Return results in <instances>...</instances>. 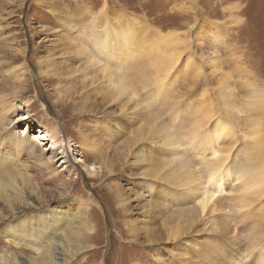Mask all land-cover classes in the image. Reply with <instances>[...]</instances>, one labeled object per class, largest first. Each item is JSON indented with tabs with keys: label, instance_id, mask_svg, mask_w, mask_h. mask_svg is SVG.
Wrapping results in <instances>:
<instances>
[{
	"label": "rangeland",
	"instance_id": "rangeland-1",
	"mask_svg": "<svg viewBox=\"0 0 264 264\" xmlns=\"http://www.w3.org/2000/svg\"><path fill=\"white\" fill-rule=\"evenodd\" d=\"M93 15L97 31L131 22L145 36L143 43L135 31L136 58L124 69L91 44ZM168 32L188 43L180 51L165 45L157 67L153 52ZM208 34L223 42L212 43ZM186 59L203 68L204 78L190 79ZM237 67L244 69L242 79ZM114 73L125 78L126 93L108 83ZM243 81L264 88V0H0V137L13 133L35 153L5 165L14 171L21 163L16 172L26 182L17 185L22 198L11 205L14 211L0 206V263L12 256L18 264L40 256L58 262L53 251L8 248L2 233L11 220L70 210L81 212L77 223L86 221L90 231L82 229L79 241L66 232L83 245L67 264H263L264 195L245 191L241 180L249 185L256 176L225 179L211 211L199 214L196 205L213 165L211 148L226 165L250 170L251 143L258 140L252 128L261 112L253 161L258 170L264 164V107L257 108ZM222 85L231 94L225 106L216 92ZM178 105L188 114L204 107L209 115L197 132L204 140H196L198 149L190 147L191 116L180 123ZM223 121L231 132L216 138ZM39 156L50 162L47 170ZM57 240L67 245L62 236Z\"/></svg>",
	"mask_w": 264,
	"mask_h": 264
},
{
	"label": "bare ground",
	"instance_id": "bare-ground-1",
	"mask_svg": "<svg viewBox=\"0 0 264 264\" xmlns=\"http://www.w3.org/2000/svg\"><path fill=\"white\" fill-rule=\"evenodd\" d=\"M101 15H100V17H102ZM91 19H92V23H93L96 20H98V16L93 15L91 17ZM235 20H236V18H235ZM95 24H97V23H95ZM91 25H92L91 26L92 28H89V29H94L95 32H90L91 34L89 35L90 36L89 38H91V44L95 47L97 53H99V55L101 54L104 57V59L109 60L110 62L111 61H114V62L117 61L120 64L119 68H121V69H124L123 68L125 66L124 64L128 60H131L133 58L131 56V54H132L131 48H133V43L135 42V38L138 39V37L140 35V39L143 41V43L145 41V36H143V34L140 31L135 30V28L133 27L134 24H131V22H126L125 27H123L121 25L119 30H116L117 28L115 29L114 25L104 24V27L102 29H100V31H97L94 23ZM143 26H145V25H143ZM211 26H217V24L215 22H212ZM139 30H140V28H139ZM135 31H137L139 33L137 37H135V35H136ZM208 36L210 37L212 43H215L218 45L219 42H223V37H221V38L217 37L216 38L210 34H208ZM159 37L161 39L160 46L157 49H155L153 52V54L155 53L156 56L158 55L157 60L159 59V61L156 62L157 67L161 65V63H160L161 61L163 62L165 60V58H163L164 57V51L167 50V49L166 50L164 49L165 45H172L175 48H179L178 51H180L182 49V47L183 46L185 47V45L188 43L187 39L182 40L181 37H179V35H174L172 32H168L167 35H162V36L160 35ZM173 38H176L177 40H173ZM89 41H90V39H89ZM206 41L208 42V39H206ZM146 45H151V43H149V41H147ZM222 47L225 50L228 49L226 46H223V44H222ZM142 50H143V48H142ZM127 54H129L130 56H128ZM141 55L143 57V54H141ZM171 55H172V52H171ZM98 56H97V58H98ZM135 58H133V61ZM91 59H93V58H91ZM98 60H99V58H98ZM214 60H217L216 56H213L211 58V61L213 62L212 66L216 67V65L214 64L215 63ZM187 61H186L187 64L191 65V67H192V71H190V75H191L190 79H192V78L198 79L201 76L203 77V75H205L203 72V68L201 66L195 65L193 68V66H192L193 64L190 62V60L188 59ZM186 69L187 68H185V70ZM234 71L236 72L237 76L238 77L240 76V78L242 79L243 76L241 77V73L244 74V69H240L239 67H237V69L235 68ZM113 77H114V79L112 80ZM107 78H108V83H110L111 81H112V83H114L115 90L118 92V94L123 93V92L124 93L127 92L126 91L127 87H126L125 78L124 79L121 78L118 74H115V76L113 74H112V76L109 75ZM162 81H164V79ZM195 81H197V80H195ZM157 83H158V81H157ZM242 84H243V86H246L248 88V91L251 94V96H249V97L253 98V100L255 101V103L257 105V108L259 110L260 109L262 110L264 107V88H259V86H252V83L246 82V81H243ZM222 86L220 88V91L218 90L216 92H217V94L220 95L221 105L225 106L227 101H229L231 94L229 93L227 88H225L224 86L222 87ZM160 88L162 90H165L166 86L161 85ZM161 89H159V88L157 89L159 98L163 97L162 96L163 91ZM167 91H168V89H167ZM207 92H208V89L203 90V92H202L203 97L207 94ZM203 108H201L199 111H195L194 113L188 114L187 113V112H189L188 107L183 109V108H181L180 105H178L174 111V113L176 112V115H178L177 118H178V121L180 123H182V121H184V116L186 113H187L186 116H188V115L191 116V119H190L191 120L190 121L191 122V128H189L188 130H189V137L193 141L190 143V147L193 149H198L199 148L198 144L204 142V140L201 138V135L198 136V134H197V132L200 131L201 123H205L209 117L207 111H204V112L201 111ZM254 111H256V110H254ZM259 114H260V112H259ZM261 115H262V112L260 114V117H261ZM2 116H4V114L0 115V122L3 120L1 118ZM260 117L258 116V124L252 128L253 135L258 140L253 139V141L251 143V150H250V153L248 156H249L252 163L250 164V161L249 160L247 161V162H249L248 166H249L250 170H246L245 172H240V171L234 169L232 166L226 165L225 164V162H226L225 158L220 156V154H218L216 151L213 150V148H211L209 155H210V158H214V160L212 161L213 165L211 167L207 168V173L205 176L206 177L205 185L203 187L199 188V191L197 194V198H199V200H198L196 205H197L199 214H202L206 211L207 212L211 211V209H213V207L216 204H219L221 202L217 199V195L223 193V190H224L223 181L226 179L227 181L225 183H227V182L231 181L233 179V176H235V175H239L240 178L243 176H251V175L256 176L253 178V180L251 178L250 181H252V182H250L249 185L246 183L249 181V179L245 180L244 178H241V180H243V182H244L243 183L244 189H245V191H248V190H253L254 192L258 191L259 193L264 195V178L262 177V172H263L262 169L264 170V164L259 162L258 165L260 164L261 168L258 170V169H256V166H257L256 163L253 161L256 158V157L254 158V155L256 153L257 147L260 144V139H261L259 136V131H258V129L260 128L259 127L260 119H261ZM228 124L229 123H227V121H223L219 124V127H218L219 133L216 134V138H221L223 135L229 134L231 132V129H230ZM153 131H155V130H153ZM262 131H264V130H262ZM204 139H205V143L208 144V134L204 135ZM171 140H172V138H171ZM196 140L199 141L200 143H198ZM3 141H8V142L5 143ZM53 144H54V141H53ZM4 145H5V151L0 150V206L1 205L3 206L5 203H7V205L10 206L8 208V211L12 212V211H14V207L11 205L17 204L22 198L21 197L22 192L20 191V189H18L19 188L18 186L24 185V182H26V181H24L25 178L22 177V174L20 175V173L18 174L16 172V170L19 169L20 166L22 165L21 163L16 164L17 166L14 168V171H12V170L9 171L8 169H6L5 165L7 163H15L18 160V156L19 155L21 156V154L23 152L29 153V155H30L29 157H31V158L35 157V153L33 152L32 148H31L32 146L28 140H25L22 138H16L13 133L7 134L6 136L3 135L2 138L0 137V148H2ZM85 148H87V146H85ZM2 150H4V149H2ZM252 150H255V151L251 152ZM145 156L147 157V159H149L147 155H145ZM39 161H40V164H42L46 170L50 167V162L45 161L43 157L39 156ZM256 161H258V160H256ZM263 175H264V173H263ZM259 176H260V178H259ZM157 179L158 178H156V180ZM18 180H20V183L18 182ZM258 181L263 186L256 188L255 183ZM181 182H182V178H181ZM26 185H28V184H26ZM186 185H187L186 191L187 190L192 191L191 185H189V184H186ZM20 187H22V186H20ZM114 187L116 188L115 191H117L119 189L116 185H114ZM119 194H121V193H119ZM238 199H239L238 201L240 203L242 197H239ZM20 203L21 202H19L18 204H20ZM92 203H93V201H92ZM30 207H28V208L30 209ZM197 208H196V210H197ZM69 213H70V210L63 212L60 215H57L56 211L48 210L47 212L45 211L42 214L38 215V218L36 216V221L32 220L30 222V221L24 220V219L23 220L14 219V220H16L15 222H13L12 220L9 221L5 225L4 231L2 233L3 237L6 238V243L8 245L7 247L10 248V247L17 246L18 244H22L26 249L31 248L34 251H36L37 254H38V252L41 251V253H39L40 255L44 252L51 253L53 251V252H55L56 257L58 259V262H57L55 257H54L53 261H51L50 259H44L40 256L37 258V260L35 259V262L32 260L33 262L31 264H67L68 261L71 260L73 255L77 254L78 251L80 249H82V247H83L82 244L78 243V241L81 240V238H82L81 232H83V231H81V230L84 229L86 232L90 231V224L87 223L86 221L77 223L78 222L77 220H79L78 214L81 212L76 211V213L73 215H71ZM63 219L66 221L64 224H61ZM32 227L36 228L34 230L35 231L34 234H32V232H31ZM66 232H69L78 241L71 242L70 239H67L69 235H67ZM61 236L67 241V245L63 244V243L59 242V240H57ZM173 236H174V232H171L170 237H173ZM65 240H64V242H66ZM71 240H73V239H71ZM20 241H22L23 243H19ZM16 249H19V253H22L21 250H25L22 247H20V248L16 247ZM59 257L61 258V260H59ZM32 259H34V258H32ZM159 259L156 261L160 262ZM29 262H30V260H29ZM262 263L264 264V259L262 260ZM0 264H18V263L16 262L15 257L12 256L11 258H9L7 260L2 261V263H0Z\"/></svg>",
	"mask_w": 264,
	"mask_h": 264
}]
</instances>
